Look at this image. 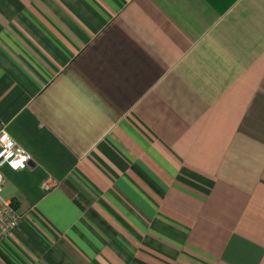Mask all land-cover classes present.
Listing matches in <instances>:
<instances>
[{"label": "crops", "instance_id": "crops-1", "mask_svg": "<svg viewBox=\"0 0 264 264\" xmlns=\"http://www.w3.org/2000/svg\"><path fill=\"white\" fill-rule=\"evenodd\" d=\"M2 129L0 264H264V0H0Z\"/></svg>", "mask_w": 264, "mask_h": 264}, {"label": "built area", "instance_id": "built-area-1", "mask_svg": "<svg viewBox=\"0 0 264 264\" xmlns=\"http://www.w3.org/2000/svg\"><path fill=\"white\" fill-rule=\"evenodd\" d=\"M5 137L7 138L5 139ZM31 161L32 154L20 145L6 129H2L0 131V243L10 237L21 223V215L13 200L3 195L6 181L4 169L10 164H16V169L27 168ZM20 164H23V167H20Z\"/></svg>", "mask_w": 264, "mask_h": 264}, {"label": "clouds", "instance_id": "clouds-1", "mask_svg": "<svg viewBox=\"0 0 264 264\" xmlns=\"http://www.w3.org/2000/svg\"><path fill=\"white\" fill-rule=\"evenodd\" d=\"M5 138H7V137H5ZM9 166L12 167L14 170H16V168H17L16 164H10ZM19 166L23 167V164H20Z\"/></svg>", "mask_w": 264, "mask_h": 264}, {"label": "snow or ice", "instance_id": "snow-or-ice-1", "mask_svg": "<svg viewBox=\"0 0 264 264\" xmlns=\"http://www.w3.org/2000/svg\"><path fill=\"white\" fill-rule=\"evenodd\" d=\"M6 139V138H5Z\"/></svg>", "mask_w": 264, "mask_h": 264}]
</instances>
